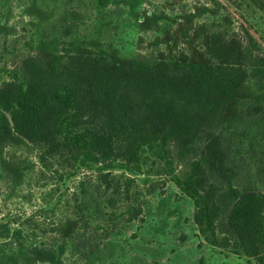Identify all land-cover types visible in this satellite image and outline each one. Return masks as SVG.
<instances>
[{
  "label": "rangeland",
  "instance_id": "374dc122",
  "mask_svg": "<svg viewBox=\"0 0 264 264\" xmlns=\"http://www.w3.org/2000/svg\"><path fill=\"white\" fill-rule=\"evenodd\" d=\"M213 35L264 57V8L250 0H0V89L21 78L25 59L48 51L105 55L122 67L209 63ZM244 70L243 86L194 143H165L173 176L212 194L216 244L199 233L193 200L146 145L132 147L131 160L113 138L109 159L82 163L64 141L51 151L6 130L0 264H264V244L247 255L229 225L230 187L264 194V100Z\"/></svg>",
  "mask_w": 264,
  "mask_h": 264
},
{
  "label": "trees",
  "instance_id": "16d2710c",
  "mask_svg": "<svg viewBox=\"0 0 264 264\" xmlns=\"http://www.w3.org/2000/svg\"><path fill=\"white\" fill-rule=\"evenodd\" d=\"M250 1L264 8L261 0ZM205 52L209 63L158 62L154 67H122L105 55L82 51H48L25 59L21 78L0 89V139L10 130L29 141H44L51 151L64 141L81 153L82 163H98L113 155L112 140L119 138L129 159L136 157L132 147L146 145L173 176L166 141L175 137L185 147L194 143L243 86L245 67L260 81L256 100H264V57L226 44L218 35ZM80 125L84 128L77 129ZM173 177L197 208L199 233L216 244L212 194L202 195L191 179ZM230 192L229 225L252 256L264 244V194L233 187Z\"/></svg>",
  "mask_w": 264,
  "mask_h": 264
}]
</instances>
